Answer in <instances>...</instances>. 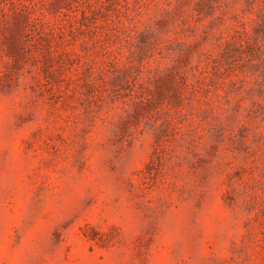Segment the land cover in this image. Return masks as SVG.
<instances>
[{
    "label": "rangeland",
    "instance_id": "rangeland-1",
    "mask_svg": "<svg viewBox=\"0 0 264 264\" xmlns=\"http://www.w3.org/2000/svg\"><path fill=\"white\" fill-rule=\"evenodd\" d=\"M0 264H264V0H0Z\"/></svg>",
    "mask_w": 264,
    "mask_h": 264
}]
</instances>
